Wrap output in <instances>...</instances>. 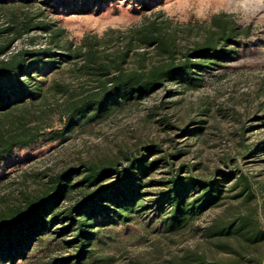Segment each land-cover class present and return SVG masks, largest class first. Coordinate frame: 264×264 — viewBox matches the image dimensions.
Masks as SVG:
<instances>
[{"label":"rangeland","instance_id":"1","mask_svg":"<svg viewBox=\"0 0 264 264\" xmlns=\"http://www.w3.org/2000/svg\"><path fill=\"white\" fill-rule=\"evenodd\" d=\"M224 24L235 35L219 40V52L191 57L192 73L116 97L103 109L89 106L70 119L62 113L65 88L83 94L99 88L83 72L90 47L110 65L124 58L125 70L149 68L168 53L145 42L148 33L165 36L180 61ZM1 43L8 46L0 57L48 47L53 65L26 82L47 93V112L34 141L0 158V205L3 195L19 193L25 175L34 187L63 168H70L76 199L95 187L78 182L88 163L109 167L104 199L117 184L126 200L117 206L97 199L116 211L95 213L83 248L60 215L23 255L0 257V264H173L189 253L258 257L260 247L249 254L240 237L210 235L214 225L243 216L264 230V0H0ZM43 102L35 100V115ZM177 181L187 195V217L173 222L167 192ZM213 185L217 191L208 194ZM69 203L63 200L59 210Z\"/></svg>","mask_w":264,"mask_h":264},{"label":"trees","instance_id":"2","mask_svg":"<svg viewBox=\"0 0 264 264\" xmlns=\"http://www.w3.org/2000/svg\"><path fill=\"white\" fill-rule=\"evenodd\" d=\"M225 26V24L220 26V30L216 32L217 37L214 33L211 34L202 44L198 43L193 49L187 51L184 55L185 59L180 61L175 60L174 50L169 46L165 36L154 32L148 33L144 37L145 42L155 43L160 50L168 53L166 60L154 63L149 68L137 67L125 70L124 58L110 65L99 59V55L90 47L85 51L83 72L89 77L96 78L99 88L89 94H83L78 88L75 90L65 88L64 90L69 91V95L61 103L62 113L70 119L86 111L89 106L103 109L113 104L116 97L127 96L135 91L146 92L157 89L167 80L175 79L185 73H192L191 68L194 62L191 57L215 54L220 50L217 45L220 39L233 38L236 33L234 28L227 29ZM26 28L29 30L30 25L27 24ZM7 46L8 43L0 44V56L5 54ZM52 54L48 47H44L23 49L21 52L0 57V158L17 146L29 144L40 134L41 120L47 112L48 96L42 91V86L36 88V85H27L26 82L34 79L36 71L39 72L53 65L50 58ZM28 97L30 101H26ZM40 97L44 100L45 106L42 107L40 115H35L31 108L35 105V100ZM28 111L31 113H27ZM84 168V176L78 182L87 183L89 189L92 186L95 187L92 190L83 191L76 199L70 196L71 188L75 186L70 175V168L48 174L46 179H37L34 187L28 185L25 175L20 182L18 194H13L12 198L10 194L1 197L4 203L0 205V257L14 260L18 255H23L30 243L37 239L40 230L48 228L51 221L60 215L69 220L64 225V229L75 232L80 247L87 245V228L91 226L95 213L101 211L110 214L116 211L109 207H102L108 204L98 203L97 199L104 202L114 201L116 204L123 203L126 199L122 198L124 195L120 187H116L117 184L113 185L116 188L114 194L107 195L108 198L104 199L106 187L101 183L108 176L107 165L88 163L84 165ZM178 182H175L167 192V200L173 208V222L187 217L185 215L187 210L183 207L187 195L184 188L178 189ZM135 191L136 189L133 188V192ZM215 191H217L215 185L207 190L208 194ZM63 200H70V203L66 208L59 210ZM159 208H161L160 205ZM254 222L252 218L243 216L227 223L224 227L214 225V232L210 236L240 237L247 243L249 254L257 251V246L260 247L257 258H246L244 257L246 255L241 254L239 256L237 252L236 258L228 257L219 260L189 253L180 261H173V264H263L264 230ZM252 246H256L253 251Z\"/></svg>","mask_w":264,"mask_h":264}]
</instances>
